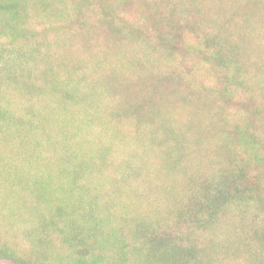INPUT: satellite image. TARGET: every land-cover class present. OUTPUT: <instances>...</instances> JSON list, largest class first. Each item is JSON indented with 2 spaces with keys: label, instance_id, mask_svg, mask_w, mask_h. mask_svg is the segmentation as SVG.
<instances>
[{
  "label": "rangeland",
  "instance_id": "obj_1",
  "mask_svg": "<svg viewBox=\"0 0 264 264\" xmlns=\"http://www.w3.org/2000/svg\"><path fill=\"white\" fill-rule=\"evenodd\" d=\"M0 264H264V0H0Z\"/></svg>",
  "mask_w": 264,
  "mask_h": 264
},
{
  "label": "trees",
  "instance_id": "obj_2",
  "mask_svg": "<svg viewBox=\"0 0 264 264\" xmlns=\"http://www.w3.org/2000/svg\"><path fill=\"white\" fill-rule=\"evenodd\" d=\"M155 6L158 8V5L157 4H155ZM153 10H155V8H153L152 9V12H153ZM198 26V24H193L191 27H197ZM185 27L186 28H188V27H190V24H187V25H185ZM61 46H62V43L60 42L57 46H55L54 48L53 47H50V49H49V58H51V60H54V61H56V58L58 57V55H59V53L61 52V54L63 55L64 54V52H66V51H64L63 50V48L61 49ZM71 51H73V50H71ZM21 50L17 47V48H15L14 50L12 49V50H10L5 56H4V58H5V60L7 61L8 60V58L6 57V56H8V55H12L13 57H17L18 55L20 56L21 55ZM70 52V51H69ZM41 58V60H38V62H42V63H45L46 64V59L44 58V57H40ZM237 58L235 57L234 58V60H236ZM4 60V59H3ZM46 67L48 68V70H49V72L50 73H52L53 71H54V68H49L48 66H47V64H46ZM35 84L34 83H32L29 87H27V94L29 95V96H32L33 94H34V92H35ZM195 96H196V94H193V95H191L188 99H190V98H195ZM193 102H195L194 100H191V101H187V103H189V104H192ZM209 105V103L208 102H205L204 103V106L206 107V106H208ZM204 108V107H203Z\"/></svg>",
  "mask_w": 264,
  "mask_h": 264
}]
</instances>
